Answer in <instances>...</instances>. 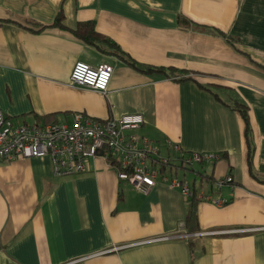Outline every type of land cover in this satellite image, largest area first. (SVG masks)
I'll return each mask as SVG.
<instances>
[{
  "label": "crops",
  "instance_id": "1",
  "mask_svg": "<svg viewBox=\"0 0 264 264\" xmlns=\"http://www.w3.org/2000/svg\"><path fill=\"white\" fill-rule=\"evenodd\" d=\"M59 11L64 29L49 26ZM88 20L135 61L191 78L142 73L68 31ZM76 61L113 67L104 93L69 81ZM213 92L247 104L251 168L264 180V0H0V109L14 123L138 113L137 134L163 154L165 139L217 153L176 172L228 199L196 197L199 229L188 233L177 189L137 190L100 156L61 176L46 156L0 161V264H264V182L249 172L244 120ZM227 173L233 182L220 189L198 175Z\"/></svg>",
  "mask_w": 264,
  "mask_h": 264
},
{
  "label": "built area",
  "instance_id": "2",
  "mask_svg": "<svg viewBox=\"0 0 264 264\" xmlns=\"http://www.w3.org/2000/svg\"><path fill=\"white\" fill-rule=\"evenodd\" d=\"M71 68L69 81L72 84L102 93L108 87L113 70L109 64L92 66L84 61H76ZM72 118L69 124H16L0 109V161L46 156L51 160L52 173L61 176L84 171L90 157L100 156L115 169L116 179L137 190L147 192L162 183L187 198L192 194V183L178 176L176 171H187L194 164L219 158L217 153L183 151L180 144L171 139L164 140L167 154H163L160 145L137 134L144 122L138 113L123 114L117 119H96L74 113ZM232 182L231 174L227 173L216 178L214 185L220 189V186ZM196 197L215 205L228 202L224 197L205 195L201 191L196 192Z\"/></svg>",
  "mask_w": 264,
  "mask_h": 264
},
{
  "label": "trees",
  "instance_id": "3",
  "mask_svg": "<svg viewBox=\"0 0 264 264\" xmlns=\"http://www.w3.org/2000/svg\"><path fill=\"white\" fill-rule=\"evenodd\" d=\"M63 14L61 11H59L55 18L53 23L49 26L51 27H59L61 29H64L65 27L62 24V20H63ZM178 20L181 24H187L188 21L182 17V16H178ZM196 29L199 30H204L207 27L203 26V25H193ZM46 26H42L40 29H44ZM71 32V34L78 40L88 44V45H92L94 47H96L98 50H100L101 52L105 53V54H113L115 56H118L119 58H121L122 60H124L128 66H131L132 68L142 72V73H152V72H161L163 73L165 77L170 78L176 82H182L185 80H188L191 78V76H189L190 71L185 70V69H179V68H174V67H163V66H157V65H149L146 63H139L137 61H135L132 57H130L127 53H124L123 50L114 42L111 41L110 38H108L107 36L99 33L96 29H95V24L92 20H88V21H83V22H79L77 24V26L72 30H68ZM215 32L217 34H221L229 39H231L232 37L230 35H224L221 31L215 30ZM208 90L211 91V88H208ZM214 96L217 98V100H220L224 105L228 106L229 108H231L232 110H235L237 112L240 113L242 119L244 120V124H245V139H246V146H247V160L248 164H249V172L250 174L258 179L261 182H264V180H261L257 177V174L254 173L253 169L251 168V160H252V156H253V152H254V143L252 140V132H251V127L249 124V120H248V106L245 102H243L240 99L237 98H233V100H229V101H225L223 100L221 97L218 96V94H216L215 92H213ZM46 122H49V120H45ZM53 122V121H51ZM223 156V154L221 155ZM199 178L201 179V181H206L208 183H210L211 185L214 183V180L212 179V177L210 175H201L198 174ZM195 186L192 185L193 191L192 194L186 198L185 201H187V206H186V212L184 220H183V225L184 229L186 230V232L188 233H194L197 232L199 229L198 226V213H197V204H198V200L196 198V191L197 189L194 188ZM189 244L192 245V241L191 239H189Z\"/></svg>",
  "mask_w": 264,
  "mask_h": 264
},
{
  "label": "rangeland",
  "instance_id": "4",
  "mask_svg": "<svg viewBox=\"0 0 264 264\" xmlns=\"http://www.w3.org/2000/svg\"><path fill=\"white\" fill-rule=\"evenodd\" d=\"M179 174L181 175L182 174V171H179Z\"/></svg>",
  "mask_w": 264,
  "mask_h": 264
}]
</instances>
